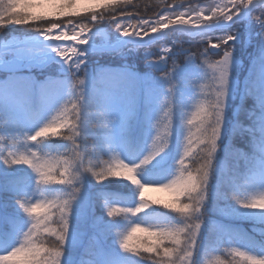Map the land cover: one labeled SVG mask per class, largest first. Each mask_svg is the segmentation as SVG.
I'll use <instances>...</instances> for the list:
<instances>
[{
	"label": "snow or ice",
	"instance_id": "1",
	"mask_svg": "<svg viewBox=\"0 0 264 264\" xmlns=\"http://www.w3.org/2000/svg\"><path fill=\"white\" fill-rule=\"evenodd\" d=\"M0 30V264H264V0H0Z\"/></svg>",
	"mask_w": 264,
	"mask_h": 264
},
{
	"label": "rangeland",
	"instance_id": "2",
	"mask_svg": "<svg viewBox=\"0 0 264 264\" xmlns=\"http://www.w3.org/2000/svg\"><path fill=\"white\" fill-rule=\"evenodd\" d=\"M95 10L97 12H100V11H104V8L101 7V8L95 9ZM87 15H90V13L82 12V16H87ZM241 54L246 55L244 50H241ZM145 197H147L149 199H162V200H166V201L172 200V196L167 191H162V190H159L158 188H155V187L149 188L145 192Z\"/></svg>",
	"mask_w": 264,
	"mask_h": 264
},
{
	"label": "trees",
	"instance_id": "3",
	"mask_svg": "<svg viewBox=\"0 0 264 264\" xmlns=\"http://www.w3.org/2000/svg\"><path fill=\"white\" fill-rule=\"evenodd\" d=\"M149 4L151 5V0H149ZM147 14L148 16H152L153 15V11L151 10V7L148 9V10H145V9H141V15H144V14ZM81 16H82V13H81ZM19 27H22V26H19ZM3 32V30H0V33H2ZM155 49H153V51H154ZM101 62H104V61H101ZM186 163H189L190 164V160H188V161H186ZM146 199H148L149 201H152V202H157V201H159V203H154L153 204V206L154 207H156V208H159V209H161L162 211H167V210H165V209H163V204H165V203H171V201H166V200H162V199H149V198H147V197H145ZM137 236H140V237H143L145 234L144 233H142V232H138L137 234H136Z\"/></svg>",
	"mask_w": 264,
	"mask_h": 264
}]
</instances>
